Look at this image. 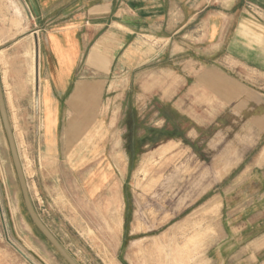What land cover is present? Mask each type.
Wrapping results in <instances>:
<instances>
[{
    "label": "rangeland",
    "instance_id": "rangeland-1",
    "mask_svg": "<svg viewBox=\"0 0 264 264\" xmlns=\"http://www.w3.org/2000/svg\"><path fill=\"white\" fill-rule=\"evenodd\" d=\"M41 34L23 0H0L3 97L38 59V97H4L17 154L36 213L74 261L264 264L262 72L196 66L146 37L133 70L82 60L81 97L62 102L45 161ZM0 264H66L26 213L1 120Z\"/></svg>",
    "mask_w": 264,
    "mask_h": 264
},
{
    "label": "crops",
    "instance_id": "crops-1",
    "mask_svg": "<svg viewBox=\"0 0 264 264\" xmlns=\"http://www.w3.org/2000/svg\"><path fill=\"white\" fill-rule=\"evenodd\" d=\"M23 1L42 29L40 94L44 111L55 112L53 135L62 102L72 94L73 106L81 97V86L73 92L81 61L89 69L133 70L141 37L158 42L162 52L192 53L196 66L207 59L211 68L264 75V0Z\"/></svg>",
    "mask_w": 264,
    "mask_h": 264
},
{
    "label": "water",
    "instance_id": "water-1",
    "mask_svg": "<svg viewBox=\"0 0 264 264\" xmlns=\"http://www.w3.org/2000/svg\"><path fill=\"white\" fill-rule=\"evenodd\" d=\"M0 120L4 130L5 138L8 144V149L12 161V165L15 171L16 179L19 185L22 201L26 213L34 226V228L40 233V235L48 242V244L55 250V252L63 259L66 264H77L74 259L64 250L56 238L50 233L48 228L39 218L32 204L28 187L26 184L25 176L22 170V166L17 154L16 146L14 143L12 128L10 126L8 115L5 107L1 82H0Z\"/></svg>",
    "mask_w": 264,
    "mask_h": 264
},
{
    "label": "bare ground",
    "instance_id": "bare-ground-1",
    "mask_svg": "<svg viewBox=\"0 0 264 264\" xmlns=\"http://www.w3.org/2000/svg\"><path fill=\"white\" fill-rule=\"evenodd\" d=\"M16 5V4H15ZM1 55V54H0ZM26 68H27V73H28V77L29 79L25 80V82L23 83H20L18 86H16L15 88V91L14 93H5L6 95L4 96L5 97V101L7 103H10L11 99L13 100V102L15 101V99H18V98H21V99H25L27 98L28 96H31L34 92H35V95L38 97V92H37V82H38V59L36 58V61H35V65L32 63V62H27V65H26ZM30 75V76H29ZM6 77V76H5ZM3 78V77H2ZM1 78V79H2ZM39 84V83H38ZM8 87V85L6 86ZM40 87V86H39ZM36 98V97H35ZM28 99V98H27ZM39 99V98H38ZM34 102V101H33ZM6 103V104H7ZM5 104V105H6ZM43 104L46 106L47 104V101L46 99L44 98L43 99ZM6 107V106H5ZM42 107V106H41ZM40 107V109H41ZM41 111V110H40ZM13 125H12V129L15 131L18 126H17V123H16V118L13 117ZM45 122H46V133H45V140H46V145H45V151L44 153H42V158L45 160V161H51L53 159V153L55 151V148H54V145H53V142L51 141V133H50V127L53 123V119H52V112H45ZM53 130V129H52ZM54 136V135H53ZM14 138V137H13ZM15 143V142H14ZM118 160V159H117ZM93 169V168H91ZM24 173V172H23ZM109 177V174L107 171H105L104 173H101L99 175H97L94 179L92 180H95V181H101V182H104L105 179H107ZM54 178V177H53ZM58 182V181H57ZM58 185V184H57ZM59 186V185H58ZM208 227V226H207ZM210 229H211V226L209 225ZM208 227V228H209ZM209 229V230H210ZM212 231V229H211ZM91 232V231H90ZM210 232V231H209ZM89 234V233H88ZM26 238V237H25ZM203 238H204V235H203ZM27 240V239H25ZM28 244V243H27ZM31 249V246L29 247ZM33 249V248H32ZM36 249V248H35ZM104 249V248H103ZM34 252V250H32ZM39 251V250H38ZM106 251V250H105ZM104 251V252H105ZM108 257V256H107ZM115 262V261H114ZM106 263H110L109 261H107ZM113 263V262H112Z\"/></svg>",
    "mask_w": 264,
    "mask_h": 264
}]
</instances>
